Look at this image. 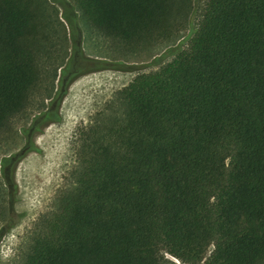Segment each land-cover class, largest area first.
<instances>
[{
	"label": "trees",
	"instance_id": "obj_1",
	"mask_svg": "<svg viewBox=\"0 0 264 264\" xmlns=\"http://www.w3.org/2000/svg\"><path fill=\"white\" fill-rule=\"evenodd\" d=\"M73 2L126 48L171 40L193 6ZM32 5L0 0V133L41 82ZM75 156L19 264H264V0H207L188 48L81 125Z\"/></svg>",
	"mask_w": 264,
	"mask_h": 264
},
{
	"label": "rangeland",
	"instance_id": "obj_2",
	"mask_svg": "<svg viewBox=\"0 0 264 264\" xmlns=\"http://www.w3.org/2000/svg\"><path fill=\"white\" fill-rule=\"evenodd\" d=\"M206 2L193 0L171 40L126 48L87 25L73 0H32L41 82L25 113L0 133V264L20 263L31 230L67 183L81 125L138 75L186 50ZM58 92V120L41 118Z\"/></svg>",
	"mask_w": 264,
	"mask_h": 264
}]
</instances>
